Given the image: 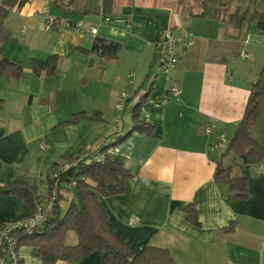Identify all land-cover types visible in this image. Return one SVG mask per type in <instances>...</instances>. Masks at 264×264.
Here are the masks:
<instances>
[{
    "label": "crops",
    "instance_id": "obj_1",
    "mask_svg": "<svg viewBox=\"0 0 264 264\" xmlns=\"http://www.w3.org/2000/svg\"><path fill=\"white\" fill-rule=\"evenodd\" d=\"M113 10L83 17L28 0L7 12L0 32L3 57L24 71L19 81L0 80V226L31 214L5 186L28 185L44 202L56 166L71 163L86 149L95 155L105 147L104 155L131 178L121 195L98 201L109 230L131 253L148 244L166 249L173 264H264V160L241 165L235 155L221 158L223 152L212 150L220 132L233 137L264 65V22L238 30L202 20L191 0L185 5L115 0ZM49 18L57 24L54 30L46 29ZM77 21L96 32L65 28ZM166 30L176 36L191 31L193 38L181 46L178 64L163 74L155 64V45ZM95 38L120 44L117 58L90 53ZM52 56L58 59L53 75L32 72V60ZM172 84L180 93L160 102L158 96ZM123 93L129 98L118 109ZM143 98L138 121L153 127V135L133 132L115 144L133 126V109ZM77 114H97L101 122L69 123ZM211 121L217 130L207 138L202 129ZM250 135L264 148V116ZM218 161L233 178L245 179L246 199L230 200L228 186L214 181ZM61 195L63 213L75 200L74 189L63 183ZM189 206L197 226L187 220ZM229 225L231 232H220ZM77 242L68 232L65 245ZM31 252L18 248L21 264H44ZM102 256L94 251L77 262L55 264H101Z\"/></svg>",
    "mask_w": 264,
    "mask_h": 264
},
{
    "label": "trees",
    "instance_id": "obj_2",
    "mask_svg": "<svg viewBox=\"0 0 264 264\" xmlns=\"http://www.w3.org/2000/svg\"><path fill=\"white\" fill-rule=\"evenodd\" d=\"M28 0H1L0 4V32L2 22L7 12L14 6H22ZM60 11L72 12L83 17L107 16L114 12L115 0H43ZM180 5H185L188 0H177ZM199 14L196 16L202 20L226 24L235 29L250 27L257 22H264V0H199ZM55 24L52 30L56 28ZM3 39L0 36V44ZM121 46L101 38H95L90 53H94L105 59H115ZM88 54V51H82ZM57 57H49L45 62L31 61L32 72L39 76L54 74L57 66ZM23 65L12 63L3 57L0 46V80L19 81L23 75ZM139 101L133 109V126L128 133L119 137L115 144L123 141L133 132L153 135V127L138 121L139 107L144 102ZM264 116V65L262 66L256 81L251 85L250 95L238 127L222 157L228 154L235 155L241 165H258L264 160V148L256 143L250 135V129ZM82 119L93 122H101V118L95 114L86 117L84 114L74 115L69 123L77 124ZM105 147L100 149L104 154ZM74 161V160H73ZM71 161V163L73 162ZM57 167V166H56ZM131 175L120 164L104 155L103 161H91L80 163L76 168L69 170L61 176L58 199L53 207L49 219L41 227L37 228L30 236L19 235V247L31 248L32 256L40 258L44 264H55L58 261L77 262L81 257L94 251L102 253L101 264H173L171 256L166 249L152 247L148 244L133 254L128 245L119 240L110 230L107 217L101 208L98 197L109 198L121 195L124 184ZM74 179L75 200L71 201L65 212L61 213L58 203L63 199L61 185L69 184ZM213 179L216 183L225 184L230 192V200H244L247 198L246 181L243 178H233L230 168H224L221 162H217ZM51 186V181L49 179ZM11 195L22 198L31 207V213L35 210V203L39 201L32 188L23 183H13L5 186ZM189 223L198 225L195 210L189 206L185 209ZM232 225L220 230L221 233H229ZM68 232H74L78 238L76 246L65 245V237ZM19 264L20 261H19Z\"/></svg>",
    "mask_w": 264,
    "mask_h": 264
},
{
    "label": "built area",
    "instance_id": "obj_3",
    "mask_svg": "<svg viewBox=\"0 0 264 264\" xmlns=\"http://www.w3.org/2000/svg\"><path fill=\"white\" fill-rule=\"evenodd\" d=\"M55 24L54 19H47L46 29L52 30ZM65 28L74 32H84L85 30L91 34L96 32L94 27L85 26L82 21L66 23ZM192 38L193 34L191 31H185L181 36H176L169 30L162 32L161 37L155 45V64L163 74H167L178 64L182 56L181 46L185 43L189 44ZM179 93L178 87L172 84L168 90L158 96V100L165 103L169 99L178 96ZM128 98L129 96L126 93L121 94L117 108L121 109ZM216 130L217 123L211 121L202 129V134L208 138ZM228 143L229 139L226 133L220 132L212 146V150L224 152L227 149ZM40 148L43 150L46 148V145L41 144ZM103 159L104 154L98 153L93 155L91 150L86 149L72 163L58 165L53 169L49 177L51 186L48 199L44 202L36 201L35 210L28 216L0 226V264H19V237L17 234L30 236L37 228L47 222L59 196L61 176L69 170L76 168L80 163L99 162L103 161ZM75 184L76 181L70 179L69 186L74 188ZM130 224L135 225L136 221L133 219L130 221Z\"/></svg>",
    "mask_w": 264,
    "mask_h": 264
},
{
    "label": "rangeland",
    "instance_id": "obj_4",
    "mask_svg": "<svg viewBox=\"0 0 264 264\" xmlns=\"http://www.w3.org/2000/svg\"><path fill=\"white\" fill-rule=\"evenodd\" d=\"M198 1H199V0H191V5H195V6H196L197 3H198ZM61 206H62V209H63V210H64L65 207H66L65 203H62Z\"/></svg>",
    "mask_w": 264,
    "mask_h": 264
},
{
    "label": "water",
    "instance_id": "obj_5",
    "mask_svg": "<svg viewBox=\"0 0 264 264\" xmlns=\"http://www.w3.org/2000/svg\"><path fill=\"white\" fill-rule=\"evenodd\" d=\"M251 30H253V29H251Z\"/></svg>",
    "mask_w": 264,
    "mask_h": 264
}]
</instances>
